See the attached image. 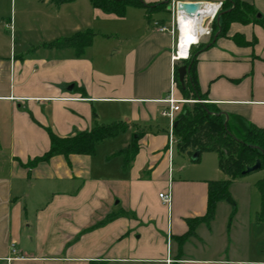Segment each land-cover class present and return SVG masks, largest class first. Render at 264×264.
Wrapping results in <instances>:
<instances>
[{"label": "crops", "instance_id": "1", "mask_svg": "<svg viewBox=\"0 0 264 264\" xmlns=\"http://www.w3.org/2000/svg\"><path fill=\"white\" fill-rule=\"evenodd\" d=\"M32 1L66 14L55 28L67 37L90 31L93 38L80 56L72 48H0V264H264V223L252 221L259 196L252 200L255 182L246 176L229 185L244 188L230 192L231 203H216L208 225L198 224L182 244L177 240L187 220L206 213L207 182L227 176L212 153L197 163L179 156L176 171L174 150L168 157L169 121L161 111L171 92L183 100L179 83L171 87L173 65L183 64L171 61L176 37L168 7L224 0H142L167 6L150 14L128 7L123 17L88 0ZM241 1L258 22H233L224 35L201 37L208 45L196 54L195 76L204 102L226 122L264 128V0ZM168 11L166 21L160 13ZM115 121L130 127L123 147L132 133H142L126 172L120 161L107 170L83 155L55 156L31 169L20 164L49 149L46 128L64 138ZM168 191L170 208L158 197ZM227 206L236 207L232 216ZM105 217L107 224L80 234Z\"/></svg>", "mask_w": 264, "mask_h": 264}, {"label": "trees", "instance_id": "2", "mask_svg": "<svg viewBox=\"0 0 264 264\" xmlns=\"http://www.w3.org/2000/svg\"><path fill=\"white\" fill-rule=\"evenodd\" d=\"M73 1L75 0H50L49 3L59 6ZM88 2L92 8L116 17H123L128 7L142 8L147 14H150L164 10L167 6L165 3H144L142 0H88ZM255 15V10L241 0H224L221 9L212 22L210 36L213 38L216 33L218 36L224 35L228 25L233 22L242 24L258 22ZM92 38L93 33L90 31L78 32L40 46L51 49L72 48L76 55L80 56L82 51L91 44ZM207 45L208 43H198L197 50H189L187 59L180 61L188 68L185 87L182 89L178 84L180 93L183 100L195 102L183 103L175 115L172 127L173 150L177 156L189 159L198 153L199 156L193 161L195 163L199 161L202 154H215L217 168L227 176V179L207 182L206 213L201 217L186 221L188 230L184 235L177 238L179 244L193 235L198 224H209L214 217L216 203L228 198L227 187L229 184L246 176L243 172L256 161L260 163L258 171L263 173L262 178L255 184L260 197V208L256 215V222H264V128H257L235 118L226 122L217 107L204 102V96L199 91L195 76V63L197 52ZM177 67L178 65H174V79L178 83ZM129 128V124L124 121L108 124L96 122L90 130L77 132L64 138L58 137L50 128H46L50 142L49 149L41 156L29 160L26 164H20L31 169L39 163L48 162L55 156H63L64 158H68L70 155L94 156L95 149L99 144L127 133ZM141 136L142 133L139 131L132 133L126 145L106 156L104 161L109 162L115 157H120V170L122 172L128 171L139 150L138 142ZM108 220L110 217L106 218V221ZM90 264L106 263L90 262Z\"/></svg>", "mask_w": 264, "mask_h": 264}, {"label": "rangeland", "instance_id": "3", "mask_svg": "<svg viewBox=\"0 0 264 264\" xmlns=\"http://www.w3.org/2000/svg\"><path fill=\"white\" fill-rule=\"evenodd\" d=\"M45 9L46 8H44V6H41L39 3L33 2L32 0H0V48L2 49V51L17 52L16 51L17 46L25 45L26 47L34 48L36 46L42 45L45 42L49 43L59 38L67 37L68 34L64 33L63 31L57 30V28H55V25H59L64 20L63 17H65L66 14H64V12H59L58 14L57 8H52L48 10ZM160 15H162V17L166 21H168L171 16L169 11L161 12ZM175 28L176 25L174 23V29ZM206 28L208 34L206 35L204 34L201 37L210 35L212 31V22L208 23V21H204L202 25V29H203L202 31L206 30ZM174 33H175V37H177L176 30ZM173 51H174V47L172 49V53ZM193 102L195 101L190 100V103ZM122 147H123V136L119 135L114 139L106 140L105 142L99 144L95 149L94 156H91L90 159L93 161V163L96 162L101 167H106L107 170L115 169L116 163H118V161L121 162L120 158L118 159V157H115L112 160H110L109 163L105 162L104 158L106 156L111 155L117 149ZM210 157L216 159L215 162L217 161L215 154H212V156ZM180 161L181 158L175 154V151H173L174 171L178 169ZM187 165L189 167L190 164ZM261 173H262L261 171H255L253 173H250L246 175V177L248 178L245 181H252L255 182L256 184L257 181L260 180L263 176L262 175L263 173L262 174ZM226 179H220L219 181H223ZM243 188H244L243 186L240 187L237 185V186H233V188H231L230 191V187L228 186L227 187V192L229 194L228 197L232 199L230 192H233V194L235 195L241 194ZM252 191L254 195L252 200L257 201V197L259 196V194L255 186H253ZM258 199L260 203V197ZM227 207L228 209H231L230 216H232V213L235 212L236 207L235 206H231V207L227 206ZM256 215L257 214L254 211L252 214L253 223L254 224L264 223L262 221L256 222L257 221ZM106 218L107 217H105L100 223H96L95 226L82 230L80 234H85L89 231H92L96 228H99L100 226L107 224L108 221H106ZM263 250H264V246H263ZM64 252L65 250L61 251V255H63Z\"/></svg>", "mask_w": 264, "mask_h": 264}, {"label": "built area", "instance_id": "4", "mask_svg": "<svg viewBox=\"0 0 264 264\" xmlns=\"http://www.w3.org/2000/svg\"><path fill=\"white\" fill-rule=\"evenodd\" d=\"M209 4H210V6H209L207 12L201 15L202 17H201L200 29H202V25H203L204 21H208V23L213 22V20L216 18L217 14L220 10V7L222 5V3H220V2L219 3L209 2ZM168 9L172 15V21H173V26L171 28V32L174 33L175 30L177 31V37L175 39L174 51L171 55V61L174 64L177 61L187 59L188 55L182 59H180L177 55V53H178L177 46H178V38H179V36H178V19H179V16L175 12V2L174 1H171L169 3ZM174 23L176 25L175 29H174ZM159 30L164 31L165 29L160 28ZM196 33H197L196 36L198 37V41H197V43L192 44L191 46L197 45L199 43L201 36L204 34L205 35L208 34L207 28L204 31H201V32L197 31ZM175 84L176 83H175V79H174V65H173L171 87L173 88L175 86ZM164 102L166 103L167 107H166V109L161 111V116L166 117L169 121V131H168L169 139H168V145H167V154H168V157L170 159L171 155H172V151H173V145H174V140L172 137V127H173L174 118H175L176 113L180 110L181 105L183 103L188 102V101L175 99L172 95V92H171L169 97L166 100H164ZM158 197H159V199L163 205H165L167 208H170V205H171V193H170V191H168L167 193H160L158 195Z\"/></svg>", "mask_w": 264, "mask_h": 264}, {"label": "water", "instance_id": "5", "mask_svg": "<svg viewBox=\"0 0 264 264\" xmlns=\"http://www.w3.org/2000/svg\"><path fill=\"white\" fill-rule=\"evenodd\" d=\"M170 0H167L169 2ZM210 4L208 1H201V2H195V3H184V2H176L175 3V12L176 14L180 15L181 17H188V18H198L202 14L206 13ZM256 18H259V15H256ZM188 68L185 65H181L177 67L176 73H177V80L180 85V87L183 89L184 86V79L187 74ZM72 87H69L71 90ZM199 156L198 153H195L192 157L191 160L194 161L197 159ZM260 168V163L259 161H256L252 166H249L245 169L243 174H250L255 171H258ZM227 203H231V199L228 197L226 199Z\"/></svg>", "mask_w": 264, "mask_h": 264}, {"label": "bare ground", "instance_id": "6", "mask_svg": "<svg viewBox=\"0 0 264 264\" xmlns=\"http://www.w3.org/2000/svg\"><path fill=\"white\" fill-rule=\"evenodd\" d=\"M179 16V19H178V36L180 38L183 37V35L185 33H190V34H193L194 36L192 37H186L185 38V41H184V44H185V49L182 50L181 54H179V58H185L187 55H188V48L190 49L191 45L192 44H195L197 43L196 41L198 40V37L196 36V32H201L202 29H200V23H201V17H198V18H192L193 20H190V18L188 17H181L180 15ZM190 20V21H189ZM178 38V48H180V45H184L183 42H181ZM197 38V40H196ZM190 46V47H189ZM187 48V49H186ZM182 56V57H181Z\"/></svg>", "mask_w": 264, "mask_h": 264}]
</instances>
